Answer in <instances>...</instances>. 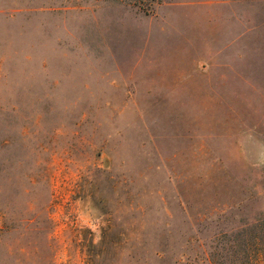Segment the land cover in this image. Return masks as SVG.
<instances>
[{"label":"rangeland","instance_id":"rangeland-1","mask_svg":"<svg viewBox=\"0 0 264 264\" xmlns=\"http://www.w3.org/2000/svg\"><path fill=\"white\" fill-rule=\"evenodd\" d=\"M137 1L0 0V264H264V0Z\"/></svg>","mask_w":264,"mask_h":264},{"label":"trees","instance_id":"trees-1","mask_svg":"<svg viewBox=\"0 0 264 264\" xmlns=\"http://www.w3.org/2000/svg\"><path fill=\"white\" fill-rule=\"evenodd\" d=\"M135 4H137L139 6V9H141L143 11L145 10V12L148 13V14H152L153 11H154L153 8L147 7V3L145 2V0L137 1V3H135ZM245 264H248V260L247 259L245 261Z\"/></svg>","mask_w":264,"mask_h":264}]
</instances>
